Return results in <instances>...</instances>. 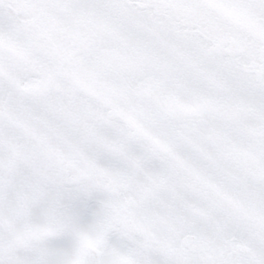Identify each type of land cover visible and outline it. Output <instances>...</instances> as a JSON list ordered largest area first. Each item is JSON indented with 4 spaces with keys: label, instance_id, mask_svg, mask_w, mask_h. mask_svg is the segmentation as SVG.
Listing matches in <instances>:
<instances>
[{
    "label": "snow or ice",
    "instance_id": "snow-or-ice-1",
    "mask_svg": "<svg viewBox=\"0 0 264 264\" xmlns=\"http://www.w3.org/2000/svg\"><path fill=\"white\" fill-rule=\"evenodd\" d=\"M0 264H264V0H0Z\"/></svg>",
    "mask_w": 264,
    "mask_h": 264
}]
</instances>
